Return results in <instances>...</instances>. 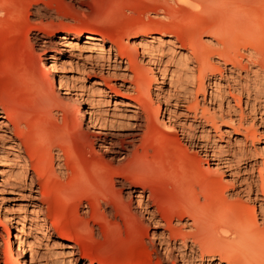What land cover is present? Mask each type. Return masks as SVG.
I'll return each instance as SVG.
<instances>
[{
    "label": "bare ground",
    "instance_id": "1",
    "mask_svg": "<svg viewBox=\"0 0 264 264\" xmlns=\"http://www.w3.org/2000/svg\"><path fill=\"white\" fill-rule=\"evenodd\" d=\"M201 1L255 15L249 23L246 18L232 25L210 23L204 40L197 30L205 26L207 14H198V0H162L170 9L141 22L137 36L107 41L93 29L60 34L55 26L38 27L14 11L28 28V47L39 50L47 63L36 75L31 62L19 70L0 58V142L5 153L0 162L10 167L0 171L6 180L0 193L6 185L11 193L23 188L28 201L19 207L21 218H5L10 226L0 225L7 238L2 252L6 261L15 252L21 264H47L35 249L39 233L51 241L50 253L64 257V264L84 258L87 264H115L88 258L79 237L68 238L61 217L48 224L56 203L62 202L64 210H76L74 222L91 232L94 224L111 230L116 218L151 226L148 243L160 263L173 256V264H264V30L254 29L264 26V10L261 0ZM36 13L43 15L44 9L37 7ZM178 13L187 14L190 31L162 33L164 25L177 23ZM84 44L98 47L102 64L71 65L57 57L62 47ZM57 65L79 71L81 79L86 71L98 76L88 87L74 85L72 76L55 70ZM111 78L119 79L117 86ZM15 81L25 92L28 109L13 112L11 103L20 88L10 94L7 82ZM32 117L47 126L41 136L31 131ZM92 129L99 131L89 134ZM115 129L124 131L111 132ZM154 149L169 153L183 167L177 179L185 190L184 203L176 217L158 195L160 175L142 171ZM80 156L95 163L96 179L83 173ZM99 191L108 197L98 196Z\"/></svg>",
    "mask_w": 264,
    "mask_h": 264
},
{
    "label": "rangeland",
    "instance_id": "2",
    "mask_svg": "<svg viewBox=\"0 0 264 264\" xmlns=\"http://www.w3.org/2000/svg\"><path fill=\"white\" fill-rule=\"evenodd\" d=\"M198 1L201 4V11L198 14L201 15L203 12L207 14L204 19L205 26L197 30V33L201 34L204 40L209 39V36L206 35L210 32L206 29L210 23L225 20V24L232 25L245 18L249 23L250 19L255 15L252 12L235 14L233 7H224L216 2L206 4L201 0ZM80 3L76 4L74 1L69 0H0V9L3 10V15L0 18V58L14 64L19 70L22 69L26 62H31L33 64V72L36 75L42 74V65L47 63L40 57L39 50L34 49L32 52L28 47L25 40L28 28L24 23H20L17 20L14 14L16 10L22 12L23 16L28 18L29 21H36L38 27L41 25L55 26L56 32L60 34L64 30L93 29L96 35L104 34L108 41L109 38L113 37L125 38L129 36L131 38L137 36L139 34L138 25L141 22L156 20L170 9L164 7L162 0H82ZM171 5H175V3L172 2ZM37 7L44 9L43 15L36 13ZM261 7L264 10V0H261ZM186 18L187 14L178 13L175 17L177 23L174 26L164 25L162 33L167 35L174 31H190L193 23L184 22ZM254 29L256 33L262 32L264 26L255 25ZM151 31L157 32L159 30L154 29ZM151 31L149 32L151 33ZM82 41L85 40L82 39ZM153 44L155 45L156 43L154 42ZM97 48L85 44L80 45L79 48L73 45L62 47L57 57L61 62L69 60L71 65L76 62L78 64L86 63L88 66L95 62L102 64L103 61L98 57L101 52ZM55 70L59 74L64 73V75L72 76L74 85H84L85 87H88L94 77L98 76L96 72L90 73L86 71V76L81 79L78 78L80 76L79 71L75 69L69 71L68 66L62 70L57 65ZM106 71V69L102 71L103 76H106ZM110 82L117 86L119 79L111 78ZM7 84L11 87L10 94L16 88H20V82H7ZM24 94L23 88H20L16 99L11 103L13 112L20 109H28V102L25 100ZM80 109L84 111L85 105L80 106ZM32 120L31 131L41 136L40 130L46 128V124L40 119H34V117H32ZM83 128L86 129L85 126ZM97 131L99 130L92 129L88 130V133L96 134ZM123 131L120 129L111 130V132L116 133H122ZM1 143L3 142H0V155H4L5 153L1 150ZM93 146L102 158L107 157L103 151H98L95 143H93ZM148 157L150 163L142 167V171L160 175L162 187L158 191V195L164 206L169 208L172 215L176 217L178 216L177 208L184 203L185 190L180 187L178 182V179L184 173L183 167L169 153L159 149L150 150ZM262 158L264 159V156ZM79 163L84 174L88 175L89 178L96 179V174H98L97 166L89 156H80ZM1 164L2 162H0V171L10 169L9 166L4 168ZM4 174L0 175V184L6 181ZM33 177L35 179L34 175ZM7 180L9 183L12 182L11 179ZM62 180V182H66V177L64 176ZM11 189V186L6 185L4 192L0 193V225L5 227L10 226L5 218L15 217L18 220L23 214V210H19V207L28 204L27 198L24 196L27 194L25 189L14 190L16 193H11ZM37 190L38 184L36 183L34 191ZM96 194L101 197H108V194L103 191L96 192ZM61 203H56L48 224L52 221V217H61L64 229L69 232L68 238L79 237V245L86 247L88 258H100L104 262L112 261L115 264H173V256L163 259L160 263L155 255L151 253L152 248L148 243V239L151 236V226L142 227L140 224L124 223L119 218H116L117 226L111 230H102L98 225L94 224L91 232L85 225L74 222L73 218L76 211L74 208L64 210ZM83 204L86 205L85 201H83ZM26 209L30 211V207H26ZM81 209L80 207L78 210L80 215L82 214ZM105 209V211H108L110 209L109 205ZM43 211H46V207L43 208ZM16 220L13 219L12 224ZM0 233L2 234L0 237V264H21L15 252L12 255L13 260L6 261L2 252L7 238L1 226ZM12 234L15 235L17 232L13 231ZM36 235L39 239L35 242V249L43 255V261L47 262V264H64L62 261L64 257L54 256L50 253L52 250L50 248L51 241L43 239L39 233ZM46 245L48 246L46 247ZM87 262V259L84 258L78 264H87Z\"/></svg>",
    "mask_w": 264,
    "mask_h": 264
}]
</instances>
